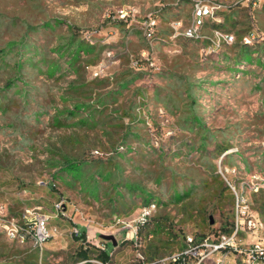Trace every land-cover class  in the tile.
Wrapping results in <instances>:
<instances>
[{
	"label": "rangeland",
	"instance_id": "374dc122",
	"mask_svg": "<svg viewBox=\"0 0 264 264\" xmlns=\"http://www.w3.org/2000/svg\"><path fill=\"white\" fill-rule=\"evenodd\" d=\"M211 1L204 34L233 44L182 35L190 0H0V204L53 232L40 250L0 229V264H99V245L113 264L162 258L230 233L237 195L264 222V2Z\"/></svg>",
	"mask_w": 264,
	"mask_h": 264
},
{
	"label": "built area",
	"instance_id": "2783aa9c",
	"mask_svg": "<svg viewBox=\"0 0 264 264\" xmlns=\"http://www.w3.org/2000/svg\"><path fill=\"white\" fill-rule=\"evenodd\" d=\"M249 1L257 6L260 0ZM190 3L192 19L182 31L184 37L194 41L210 39L216 41L217 46H221L222 42L233 44L236 41L235 34L220 28L214 30L213 38L204 34L209 22H220L218 10L223 7L222 4H216L211 0H190ZM180 25L181 22L176 23L175 28L178 29ZM147 33L149 36L154 34V25H150ZM257 39L256 32L250 31L243 37V43L252 44ZM135 63L139 69L145 68V65L155 66L148 51L144 52L143 58L137 59ZM154 207L153 205L142 209L138 219L139 225L148 221ZM56 208L58 211L64 210L63 202L57 203ZM49 222V215L35 209L25 210L22 217L17 219L11 216L7 206L0 204V229L12 240L30 239L36 248L43 250L47 241L53 236ZM139 225L132 231V235L128 236L138 247L141 245L138 236ZM263 230L264 222L261 217L250 208L243 196L237 195L236 224L230 233H222L214 239L210 237L196 239L190 235L186 237V243L182 249L153 260L147 259L139 252L134 264H264V242L260 237ZM73 234L78 236L81 232L76 227ZM99 247L103 251L108 250L104 245ZM97 262L113 264L111 261L98 260Z\"/></svg>",
	"mask_w": 264,
	"mask_h": 264
},
{
	"label": "trees",
	"instance_id": "16d2710c",
	"mask_svg": "<svg viewBox=\"0 0 264 264\" xmlns=\"http://www.w3.org/2000/svg\"><path fill=\"white\" fill-rule=\"evenodd\" d=\"M233 24H236V21H233ZM81 232V235H78V236H75V238L77 240H81V239H86V229H83V228H78ZM80 257L83 258V259H89V254H88V250L85 249V250H81L80 252ZM99 257L103 260V261H110V251L109 250H104V251H101V253L99 254Z\"/></svg>",
	"mask_w": 264,
	"mask_h": 264
},
{
	"label": "water",
	"instance_id": "95a60500",
	"mask_svg": "<svg viewBox=\"0 0 264 264\" xmlns=\"http://www.w3.org/2000/svg\"><path fill=\"white\" fill-rule=\"evenodd\" d=\"M103 238L107 239V240H111L113 242V244H117V240L115 239L114 236L112 235H101Z\"/></svg>",
	"mask_w": 264,
	"mask_h": 264
},
{
	"label": "crops",
	"instance_id": "0c3cea01",
	"mask_svg": "<svg viewBox=\"0 0 264 264\" xmlns=\"http://www.w3.org/2000/svg\"><path fill=\"white\" fill-rule=\"evenodd\" d=\"M8 210H9V208H8ZM9 213H10V210H9ZM76 226H77V228H83V229H86L85 227H83V226H81V225H76ZM113 246L116 247V244H115V245L113 244Z\"/></svg>",
	"mask_w": 264,
	"mask_h": 264
}]
</instances>
